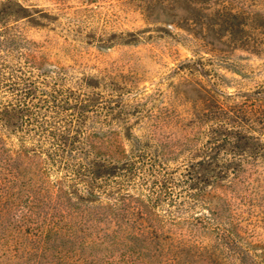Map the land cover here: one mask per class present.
Here are the masks:
<instances>
[{"label":"trees","instance_id":"16d2710c","mask_svg":"<svg viewBox=\"0 0 264 264\" xmlns=\"http://www.w3.org/2000/svg\"><path fill=\"white\" fill-rule=\"evenodd\" d=\"M172 3L196 41L174 67L201 92L183 110L176 87L167 97L135 73L52 65L50 39L29 29L58 13L0 0V235L16 240L1 264H14L22 240L38 264L85 253L264 264L242 225L264 180V82L228 90L221 71L237 69L236 50L264 53V0Z\"/></svg>","mask_w":264,"mask_h":264},{"label":"rangeland","instance_id":"374dc122","mask_svg":"<svg viewBox=\"0 0 264 264\" xmlns=\"http://www.w3.org/2000/svg\"><path fill=\"white\" fill-rule=\"evenodd\" d=\"M21 1L31 7L47 8L58 13V19H53L50 26L29 29V36L33 39H50L49 56L52 65L90 72L108 70L113 73H135L139 76L141 86H160L167 97L173 96L170 91L176 87L179 110L187 108L199 98L201 92L198 86L184 80L182 74L174 70L177 64L193 56L196 41L177 26L183 11L175 8L172 0ZM129 32L138 33L139 39L129 41L132 39L128 36ZM221 46V43H217V47ZM202 49L209 51L206 47ZM234 59L237 69H221L231 81L228 90L236 87L254 88L264 82V53L256 55L239 49L234 52ZM259 185V194L254 198V204L244 209L242 225L249 237L264 247V180ZM15 241L12 238L3 240L0 235V264L4 260L3 252L14 250ZM22 243L21 248H25V251H21L19 257L12 258V262L38 264L37 254L30 248L32 244L24 240ZM94 251L97 255L105 253L102 249ZM85 254L87 260L77 255L67 256L65 264H107L99 257L91 259ZM148 259L123 262L116 257L113 263L162 264L156 259ZM193 263L214 264L206 254L195 257Z\"/></svg>","mask_w":264,"mask_h":264}]
</instances>
